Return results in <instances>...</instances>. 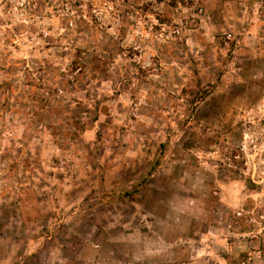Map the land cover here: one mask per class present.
I'll return each mask as SVG.
<instances>
[{
    "label": "rangeland",
    "instance_id": "374dc122",
    "mask_svg": "<svg viewBox=\"0 0 264 264\" xmlns=\"http://www.w3.org/2000/svg\"><path fill=\"white\" fill-rule=\"evenodd\" d=\"M215 228L264 264V0H0V264Z\"/></svg>",
    "mask_w": 264,
    "mask_h": 264
},
{
    "label": "crops",
    "instance_id": "0c3cea01",
    "mask_svg": "<svg viewBox=\"0 0 264 264\" xmlns=\"http://www.w3.org/2000/svg\"><path fill=\"white\" fill-rule=\"evenodd\" d=\"M151 238L154 239V242L148 245L144 243L143 237H140L138 242H136L137 239L134 242L129 240L139 246L129 252L125 250V257L121 256L118 262L105 261L103 259L105 257L104 250L102 247L98 249L97 245H94L92 256H89L86 251L75 261L80 264H158L163 261L172 262L171 264H234L228 253L220 262L218 261V230L216 228L202 233L199 239H190L185 245L186 249L183 247V250L175 245L174 237L167 239L166 246L161 249L158 247L157 235H151ZM87 247L92 248L90 245ZM161 259L164 260L160 261Z\"/></svg>",
    "mask_w": 264,
    "mask_h": 264
},
{
    "label": "built area",
    "instance_id": "2783aa9c",
    "mask_svg": "<svg viewBox=\"0 0 264 264\" xmlns=\"http://www.w3.org/2000/svg\"><path fill=\"white\" fill-rule=\"evenodd\" d=\"M253 257H248L246 260L242 261L241 264H250Z\"/></svg>",
    "mask_w": 264,
    "mask_h": 264
}]
</instances>
